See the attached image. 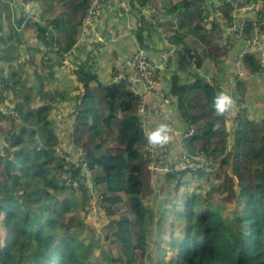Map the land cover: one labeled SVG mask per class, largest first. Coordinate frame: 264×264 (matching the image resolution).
I'll return each mask as SVG.
<instances>
[{"label":"trees","instance_id":"16d2710c","mask_svg":"<svg viewBox=\"0 0 264 264\" xmlns=\"http://www.w3.org/2000/svg\"><path fill=\"white\" fill-rule=\"evenodd\" d=\"M45 1L48 6H43L40 22H33L38 40L49 50L52 30L56 39L51 52L56 56L69 54L77 47L91 0ZM141 1L165 10V29L172 33V45L184 55L197 56L198 66L211 72L214 80L228 83L235 76L234 99L246 101L251 82L238 79L234 66L242 55L236 42L245 45V38L229 36L230 43L222 47L217 40L226 29L223 21L227 26L239 23L242 16L238 8L255 0ZM262 7L264 12V1ZM245 24L247 37L257 28L264 32L260 18L254 21L247 17ZM139 28L138 40L144 44L145 33L155 28L146 26L143 19ZM191 41L204 48L203 57L199 58V49L193 50ZM242 61L253 76L264 78V66L255 54L242 56ZM222 64L224 69L230 65L229 73L219 74ZM87 65L73 68L74 77L87 89L84 97L73 100L71 115L76 121L71 117L61 121L63 138L71 135L70 141H61L58 123L51 119L57 104L70 99L60 90H42L46 104L36 110H28L33 103L29 96L20 99V121L2 134L9 146L0 168V264H134L138 252L144 259L150 256L153 246L149 228L153 223L158 231L156 262L152 264H264V118L254 120L255 112L241 110L239 117L229 115L234 123L228 124L226 117L214 114L213 108L215 97L224 90L213 85L208 93L211 83L205 78L184 84L172 73L168 87L172 104L164 107L167 117L181 133L194 130V147L215 162L221 161L223 168L212 177L202 172L164 175L168 189L176 187L177 195L184 187L186 196L184 203L162 209L155 222L156 211L147 205L156 193L151 185L155 172L149 168L154 158L147 149L143 119L138 113L140 97L125 89L111 90L98 75L87 72ZM169 69L160 68L157 73L162 75ZM1 81L4 88L5 81ZM93 81L96 87H90ZM0 99L4 102L2 94ZM155 106L162 107L157 98ZM217 121L219 129L214 127ZM166 122L162 117L156 126ZM158 150L157 161L173 158L179 143L173 139ZM205 183L208 189L203 188ZM95 192L102 199L100 206L107 220L101 244L90 237L85 240L75 231L78 226L86 227L84 220L77 218L76 203L91 214L90 220L98 219L91 203ZM223 202L235 204V214H225ZM167 216L172 220L170 225ZM97 247L103 249L97 252ZM113 249L119 251L118 259L109 254Z\"/></svg>","mask_w":264,"mask_h":264},{"label":"crops","instance_id":"0c3cea01","mask_svg":"<svg viewBox=\"0 0 264 264\" xmlns=\"http://www.w3.org/2000/svg\"><path fill=\"white\" fill-rule=\"evenodd\" d=\"M171 1L178 2L180 0ZM215 1L219 2V0ZM45 4L48 6V2L45 0H0V77L5 81L1 92L4 97V102H2L4 112L0 115V118H3L0 121V168L4 167L2 158L7 157L9 146V143L3 140L2 134L11 130L14 122L17 124L20 121L17 110L18 102L29 96L33 103L28 106V110L41 108L46 104L42 97V90L44 92L60 90L70 95L69 101H61L57 104V110L53 111L51 119L58 123L56 130L62 142L66 143L72 139L71 135L69 138H63L64 124L61 121H68L72 116L73 100L76 97H84L87 93L85 85L74 77L72 69V67L77 69L81 64L87 62V71L91 70L98 75V79L107 83L111 90L121 92L125 89V83L124 81L120 83L118 78L129 69L130 59L138 47H144L149 58L156 65L160 64L163 53L174 50L168 64L170 69L162 75L158 73V85L168 95L169 78L172 73L177 74L184 84H195L198 79L205 78L207 82L211 83L208 86L209 90L207 89L208 93L211 92L213 85L229 95H234L236 91L233 86L235 76L230 77L228 83L219 79L217 82L213 79L211 72L204 71L200 67L193 68L189 60L191 56L182 54L177 46H173L170 42L172 33L168 31V28L164 32L150 28L151 31L145 33L144 44L139 42L138 32L141 20L143 19L146 26L148 24L145 19L150 6L148 2L107 0L96 20L99 37L93 33L86 35L83 40L79 37L77 47L73 51L57 56L51 52L56 34L51 30L54 40L52 44L49 41L50 48L46 50L38 40L37 25L33 24V22H40V14L43 12ZM218 16L220 15L218 14ZM223 24L226 25V22L223 21ZM225 39L224 44L228 41L230 43L229 37ZM242 43L236 42V48L241 47V51L244 46ZM189 44L192 45L193 50L199 49V58L201 55L202 57L205 55L204 48H200L198 43L191 41ZM238 60L234 63L237 76L241 70L244 73V79L251 82L248 90L250 93L247 94L246 101L241 103L251 109L248 113H256V116L252 117L254 120L262 119L264 118V78L259 74L253 76L250 68L244 62L238 66ZM65 64L72 65V67L67 68ZM234 66L233 71L235 72ZM220 68V75L224 71L229 73L230 65L224 69L222 64ZM213 82L214 84H212ZM96 86V81L91 82L90 87ZM145 97L148 107L146 132L150 133L158 128L156 126L158 121L151 113V110L156 108V98L152 94H146ZM184 134L185 132L181 133L176 129L173 138L175 143H180ZM72 156L75 155L72 154ZM160 174L156 171L152 175V188L157 183L164 184V174H161L162 177ZM159 179L161 180L158 181Z\"/></svg>","mask_w":264,"mask_h":264},{"label":"built area","instance_id":"2783aa9c","mask_svg":"<svg viewBox=\"0 0 264 264\" xmlns=\"http://www.w3.org/2000/svg\"><path fill=\"white\" fill-rule=\"evenodd\" d=\"M106 1L107 0H91L83 19L82 32L80 37L81 40H83L86 35L91 33L99 37V33L96 27V20ZM263 1L264 0H255L254 3L242 4V6L238 8V11L242 16V20L233 26L226 25L224 37L226 35H234L238 39L245 38V47L242 51L241 56L253 53L255 54V57L258 62L264 66V34L258 31H255V33L249 37H247L245 34L247 29L245 19L249 17L250 20L253 19L255 21L260 16L261 11L263 10ZM123 4L126 6V3L124 1ZM235 16L238 17V13L235 14ZM145 19L147 23L153 28H155L157 31H165V24L168 21V18L165 15L164 9L160 11L157 10L154 6L150 5ZM223 41L224 39H220V44H223ZM173 52L174 50L163 53L160 64L156 65L149 58L146 49L144 47H138V50L130 59L129 69L124 74L120 75L118 78V81L120 83L124 81V88L127 91L133 93L135 96H140L139 111L143 117L145 116L147 118L148 114L145 95L155 94L158 101H160V103L162 104V107L152 109L151 113L156 118V120H161L162 117L167 118V122L164 125L166 131L163 134L169 137L168 142L173 140L175 136L173 135L175 132L172 123L173 121L171 118L167 117V111L166 108H164L171 105V99L169 98V95L159 87L157 83V71L159 68H166L168 66L171 61ZM189 60L191 66L196 69L198 67L197 56H191ZM240 75H243L242 71L240 72ZM2 89L3 83L0 77V96ZM2 104L3 103L0 99V115L4 112ZM237 113L238 110L234 109L233 114L236 115ZM226 121H228V123L232 122V117H229V114H226ZM149 152L151 155L150 157L154 158V160H151L149 162V168L152 172L158 171L160 173H163L164 175L171 174L173 172L187 173L190 175L202 172L205 175H209L214 174L221 168V161L215 162L213 158L208 155L201 154L198 152L195 156H190L182 142L179 143V150L173 158H167L165 160L161 159L160 161H157L156 157L161 154V152L158 150V146H149ZM101 203V197L96 196V202H93V206L95 204L100 206Z\"/></svg>","mask_w":264,"mask_h":264},{"label":"rangeland","instance_id":"374dc122","mask_svg":"<svg viewBox=\"0 0 264 264\" xmlns=\"http://www.w3.org/2000/svg\"><path fill=\"white\" fill-rule=\"evenodd\" d=\"M239 66V65H238ZM67 68H71L70 66H68ZM157 83H158V78H157ZM107 85V83H106ZM108 86V85H107ZM140 105V103H139ZM138 107V106H137ZM105 111V109H104ZM121 115V114H120ZM119 115V116H120ZM228 116V115H227ZM145 117V116H144ZM146 119V117H145ZM143 126H144V131H145V134L147 135V132H146V127H145V124L143 123ZM230 126V125H229ZM235 126V125H234ZM149 143L147 145V149L149 150ZM147 159H148V156L146 155ZM222 167V166H221ZM223 168V167H222ZM152 172V171H151ZM215 174H209L207 175V177H212L214 176ZM160 176L162 177V175L160 174ZM188 179V178H187ZM187 179H184V181H186ZM161 179H159L158 181H160ZM157 181V182H158ZM195 183H193L191 186H190V191L193 192L194 191V188H195V184H196V181H194ZM198 183V182H197ZM189 182L186 184H184L183 186H189ZM208 183H205L203 185V188L204 189H208L209 188V184L207 185ZM187 188V187H186ZM154 189L156 190V193H153L151 196H150V199H148V202H147V205L150 206V207H153L156 211V218H155V222L157 221L158 217L160 216L158 213L162 210V209H166V208H170L174 203H178V204H181V203H184L185 201V188L182 187L179 191H178V194L176 195V187H172L171 189H168L166 187L165 184H158L157 185H154ZM96 196H99V194L97 192H95V195L91 201V203L93 202H96ZM221 197H219L217 200H219ZM77 205V209L79 211V214L77 216V218L79 220H84V223H85V226L84 228H81L80 226H78L77 228H75V231L79 232L80 233V236L83 237L85 240H87V238L89 239L92 238L94 240H100V244L104 241L103 240V237L102 235H105V230L102 229V227H104V225H106L107 223V220L105 217H103V213H104V209L95 204L94 206L92 205V209L95 207V209H93V212L95 211L96 213V218L98 219H91V214H87L84 209L80 206L79 203H76ZM223 212H225V214H227L228 216H232L233 214H235V211H236V205L235 204H232L230 202H223ZM80 207V208H78ZM101 207V209H100ZM105 214V213H104ZM69 218L72 217V215L68 214L67 215ZM78 219H76L78 221ZM114 220V219H112ZM172 222L171 218L167 216V223H169L168 225H170V223ZM169 226H166L165 228H168ZM150 241H151V244H152V248L150 249V256L149 257H146L145 259L141 256V253L138 252L135 256V262L134 264H152L154 262H156V254H157V244L156 242L154 243V241L157 240V227H156V223H153L150 225ZM97 252L101 251L103 248L101 247H97ZM105 251V250H104ZM101 254V253H100ZM109 254H111L112 258L113 259H118V257H120V254H119V251L116 250V249H113L112 251L109 252ZM114 264H121L119 262H115Z\"/></svg>","mask_w":264,"mask_h":264},{"label":"clouds","instance_id":"9594fccd","mask_svg":"<svg viewBox=\"0 0 264 264\" xmlns=\"http://www.w3.org/2000/svg\"><path fill=\"white\" fill-rule=\"evenodd\" d=\"M261 12H263V10H262ZM259 18L262 19V20L264 21V18L261 17V13H260V16H259L257 19H259ZM226 25H227V24H226ZM226 25H225V26H226ZM225 31H226V29H225ZM225 31H224V33L222 34V36L217 40V43H218L221 47L224 45V41H223V44H220L219 40H220V39H225V38H227V37H229V36H232V35H226V36L224 37V35H225ZM255 31H258V32L264 34V32H261L259 28H257ZM255 31H254V33H255ZM254 33H253V34H254ZM253 34H251L250 36H252ZM246 36H247V35H246ZM80 37H81V36H80ZM237 39H238V38H237ZM242 39H243V38H242ZM244 40H245V39H244ZM244 47H245V45H244ZM244 47H243V49H244ZM242 51H243V50H242ZM198 62H199V61H198ZM241 62H243V61H242V56L240 55V58H239V60H238V65H240ZM65 66H66V67H68V66L72 67V65H66V64H65ZM198 67H199V66H198ZM198 67H197V68H198ZM73 68H74V67H72V69H73ZM197 68H196V69H197ZM240 72H241V70L238 72V78H239V79H244V73H243V75H240ZM139 97H140V96H139ZM139 103H140V101H139ZM239 103L242 104L241 102H238L236 99H234V95H229V94H227V93H225V92H221L219 95H217V96L215 97V100H214V104H213L214 114H215L217 117H226V114L232 115L234 118L239 117V116H240V111L242 110V108L239 106ZM242 105H243V104H242ZM245 107H246V106H245ZM139 108H140V105L138 104V113H139V115H141V114H140V111H139ZM147 108H148V107H147ZM156 108H157V107H156ZM234 109H237V110H238V113H237L236 115L233 114V110H234ZM246 113H248V112H246ZM147 115H148V114H147ZM141 116H142V115H141ZM71 118H72L73 121H74V118H75V121H76V116H75V115H72ZM142 119H143V123L145 124V119H144L143 116H142ZM75 121H74V122H75ZM157 121H160V119L157 120ZM146 123H148L147 118H146ZM227 123H228V121H227ZM233 123H234V120H233V118H232V122H231V123H228V124H233ZM145 127H147L146 124H145ZM214 127H215L216 129H219V127H220L219 121H217V123L215 124ZM174 129H175V127H174ZM175 130H176V129H175ZM165 131H166L165 126H161V127L157 128L155 131H152V132H150V133H147V140H148L149 145L155 147V146H162L163 144L167 143L168 140H169V137H168L167 135H164V134H163ZM189 134H193V135H194V130L188 131V132L185 133L184 135H189ZM173 135H175V132H174Z\"/></svg>","mask_w":264,"mask_h":264},{"label":"water","instance_id":"95a60500","mask_svg":"<svg viewBox=\"0 0 264 264\" xmlns=\"http://www.w3.org/2000/svg\"><path fill=\"white\" fill-rule=\"evenodd\" d=\"M220 1V0H219ZM261 17L264 18V12H261ZM54 40V34L52 31L49 32V41L52 44ZM88 73L91 72V70L87 71ZM239 106L242 108V111L244 113L251 111V109L249 107H245L244 105L239 103ZM195 135L193 134H189V135H184L181 139V142L184 144L188 154L190 156H195L198 153L197 148L194 147L193 145V138Z\"/></svg>","mask_w":264,"mask_h":264}]
</instances>
